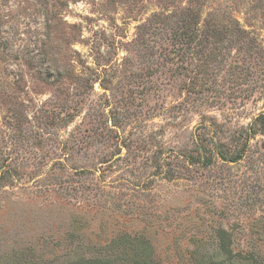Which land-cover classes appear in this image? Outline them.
I'll use <instances>...</instances> for the list:
<instances>
[{
    "label": "rangeland",
    "instance_id": "374dc122",
    "mask_svg": "<svg viewBox=\"0 0 264 264\" xmlns=\"http://www.w3.org/2000/svg\"><path fill=\"white\" fill-rule=\"evenodd\" d=\"M260 114L264 0H0V253L62 264L66 244L126 234L180 264L211 220L244 245L239 224L264 216V137L235 164L180 151L202 123Z\"/></svg>",
    "mask_w": 264,
    "mask_h": 264
},
{
    "label": "trees",
    "instance_id": "16d2710c",
    "mask_svg": "<svg viewBox=\"0 0 264 264\" xmlns=\"http://www.w3.org/2000/svg\"><path fill=\"white\" fill-rule=\"evenodd\" d=\"M197 128L198 134H192V143L196 144L189 150L180 151V156L187 161L189 165H199L201 167L216 164L217 160L228 163H237L243 158H251L253 153H263L260 150H249L248 142L257 134L264 137V114L258 115L252 122L245 126H241L233 131L219 130L215 124L207 125L200 124ZM211 135V136H210ZM215 137L216 139H213ZM227 139L228 144L220 142L216 145L217 140ZM198 141L210 142L212 145L208 150L201 149L198 146ZM196 141V142H195ZM232 145V146H230ZM260 146L264 147V140ZM264 149V148H263ZM214 159V161H213ZM259 159V158H258ZM256 159V160H258ZM216 160V161H215ZM261 164V163H260ZM255 162L256 169H264ZM164 170L166 178L174 179V175L169 170L170 165L164 160L160 165ZM169 168H166L168 167ZM179 168H183L179 164ZM167 169V170H166ZM0 179H3L1 174ZM240 229L245 230L248 238L244 245L237 246L234 241L232 231L221 226V222L210 221L206 229H208V237L200 238L194 245V248L184 254H179L183 264H264V216L257 220H252L251 223L243 225L239 224ZM74 231V229H73ZM78 231V230H76ZM65 240V237L63 238ZM35 240L30 242V250L35 249ZM66 241V240H65ZM212 242V250L210 252H202L205 242ZM41 248H48L49 240L44 238L38 243ZM66 259L62 264H163L159 258L154 256L152 245L144 236H134L120 234L114 238H110L108 243L100 247L95 242L84 244L77 241L76 244L65 246ZM50 250H53L50 248ZM58 250H54L57 255ZM2 253V252H1ZM0 253V264H38V258H34L23 249L15 251H5V254ZM181 261V262H182ZM180 262V264H181Z\"/></svg>",
    "mask_w": 264,
    "mask_h": 264
}]
</instances>
